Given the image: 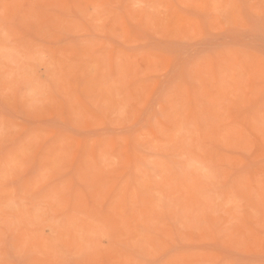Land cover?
<instances>
[{
	"label": "rangeland",
	"instance_id": "1",
	"mask_svg": "<svg viewBox=\"0 0 264 264\" xmlns=\"http://www.w3.org/2000/svg\"><path fill=\"white\" fill-rule=\"evenodd\" d=\"M0 264H264V0H0Z\"/></svg>",
	"mask_w": 264,
	"mask_h": 264
}]
</instances>
